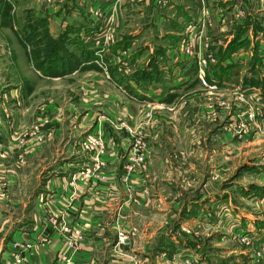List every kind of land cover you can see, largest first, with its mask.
Here are the masks:
<instances>
[{
	"label": "crops",
	"instance_id": "crops-1",
	"mask_svg": "<svg viewBox=\"0 0 264 264\" xmlns=\"http://www.w3.org/2000/svg\"><path fill=\"white\" fill-rule=\"evenodd\" d=\"M204 82L253 98L247 135L264 124V0H0V264H224L176 229L192 220L240 247L230 264H264V159L240 164L234 146L236 180L192 183L227 171L230 149L214 147L216 169L179 141L189 117L158 114ZM225 117L211 120L239 124ZM232 124L216 141L239 138ZM95 133L102 154L86 145ZM138 143L146 161L129 171Z\"/></svg>",
	"mask_w": 264,
	"mask_h": 264
},
{
	"label": "rangeland",
	"instance_id": "rangeland-1",
	"mask_svg": "<svg viewBox=\"0 0 264 264\" xmlns=\"http://www.w3.org/2000/svg\"><path fill=\"white\" fill-rule=\"evenodd\" d=\"M47 1L52 2V0H47ZM21 17H23V15L20 16V18ZM35 23L37 24L38 21H35ZM45 36H46L45 33H42L40 35L36 33L33 36L32 39L34 40L36 51H37V44L36 43L39 42V37H45ZM50 46H52V45L47 44L46 48H47L48 52L51 51L53 54L55 52V50H53L52 49L53 47H50ZM48 56H49V54H48ZM32 72H34L36 74L35 71H32ZM37 83H39V82L37 81ZM204 83H205V85L202 84L203 89L200 92L196 93L195 95L194 94H189L186 96L184 95V96H181V97H183V99H176V100L171 99L169 102L164 103L163 105H160L158 114L160 116H164V118H165V116H168V113L170 114L173 112L172 114L173 115L176 114V116L178 118L181 116H184V115L189 117L191 120L190 123H179L178 122L176 125L182 127V128H179L180 131L191 130L190 131L191 132V135H190L191 139H189V135H182L181 138L179 139V141L183 142L185 144H186V142H191V146H193V147L198 146V145L200 147H203V148L207 147L206 149L210 153H213V155L211 157L213 158V163L216 165V169L219 166V160H217V158H216L217 155H216L214 147L216 145L217 146L219 145V146L229 148L230 150H228V154H226V159H228L227 160V164H228L227 171H223L224 172L223 173L222 171H218V169L217 170H211V169L205 168V169H202L200 171L201 177H200V175L199 176L194 175V178L191 177L189 179L192 183H196V181L194 179H199L202 182L201 179L205 178V176H206V177H209V179H211V180H216L215 178L217 177V178H219L218 181L227 182V181L235 179L239 176V174H236V171L233 172L234 166H233V164L231 165V160H232L231 158L232 157L230 156V153L233 151H234L233 153H235L237 151V149H231V148H234V146H237V148H238L237 159L240 161V164L247 163V162H254L256 159L257 160H259V159L263 160L264 159V151H263V149H264V124L261 125V124L255 123L254 126H253V124L250 125L249 134H248L249 138L244 139V138H246V136L248 137V135L246 134V129H247L248 124L246 121L247 120L250 121V119H248V118H251V120L253 119L251 116L252 112L247 111V110L250 107L254 106V104L257 105L256 103H253V101H252L253 98L248 96V94L244 95V97L238 98L233 93L218 92V90L215 89L214 85H212L208 82H204ZM247 96L252 102L247 98ZM263 98H264V96H263ZM216 101H223V104H222L223 107L220 108L218 105L216 106L215 105ZM225 102L231 103L233 105V107L228 106L227 103H225ZM255 102H257V100H255ZM263 102H264V99H263ZM161 103H163V101L160 100V104ZM231 111H232V113H237V116L239 118V122H238L239 124H235V123L232 124L229 122V123L220 125L219 122H217V121L214 122L213 120H211V116H214L216 113H221L224 116H226L225 118L227 121V117L230 116V114H232V113H230ZM167 123L161 122V126H166ZM231 124L233 126H235V125L238 126L237 130L239 132V136H238L239 138H237V139L231 138L230 139V138H226L227 136L223 135V138H220V136H219L218 140L216 141V137L214 135V134H216L215 132L221 127H225V131L228 132L229 131L228 128L231 130V127H232ZM170 129L171 128H169V130ZM198 131H201V133L203 134L201 137L194 135V132H198ZM228 133L230 134V132H228ZM91 137L96 138L98 140L99 144L94 146V147H92L90 145L89 147L93 148L95 150L97 149L99 154H102L103 151H105L104 138H103L102 134L95 133V134H92L91 136L89 135L86 139V145L90 144L89 142L91 140ZM234 137H236V136H234ZM179 145H181V147H183V148H186L185 145H182L180 143H179ZM177 146H178V144H177ZM231 150H233V151H231ZM142 155H143L142 144L138 143V146L134 147L132 149V156H129V157L127 156L131 162L127 165V168L129 171H132L133 163H135V162L143 163L146 161V158L144 155L143 156H144L145 160L144 161L139 160V158ZM179 155H181V154H179ZM180 157L182 158V156H180ZM208 157H210V156H208ZM233 157H234V154H233ZM209 159H208V161H209ZM210 163L208 162L209 165H210ZM181 167L183 169V168H186L187 165H182ZM202 167H204V164L202 165ZM99 169H96V170H99ZM93 170L94 169H91V168H89V170L86 169L83 172V175L88 176L92 173ZM218 173H220V175ZM189 175H191L190 172H189ZM189 175H188V177H189ZM222 175H223V178H221ZM176 226L175 227L177 230L181 229L182 231H185L187 233L189 232L188 235L190 238L197 239L198 242H200L201 244H205V246L208 247L209 255L215 256L216 258H217V256H221L222 259H224V264H230V260H232V258H233V260H235L234 254L236 252H240V250H241L240 247L235 246V244H233L229 241L230 238H229V236H227V234H226L227 238L222 240V236L225 234H221L220 232H223L221 230L216 231L212 228L207 229L206 227H203L202 225L196 224V222H194L193 220L189 224V226L188 225L184 226V224H179ZM194 232H197L196 235L194 234ZM192 233L194 236H191ZM182 236H184V235H182V233L176 234V239L178 237L180 238ZM119 237H120V232L118 234V243H122V242H120ZM126 239H127V236H126ZM192 241H195V240H192ZM232 250H236V252H233ZM236 254H238V253H236ZM190 258H192V260L197 261L198 264H203L195 256H192ZM190 258H187L185 260V262H187L188 260H191ZM17 261L19 262V258H17ZM236 263L238 264L239 262L237 261Z\"/></svg>",
	"mask_w": 264,
	"mask_h": 264
},
{
	"label": "built area",
	"instance_id": "built-area-1",
	"mask_svg": "<svg viewBox=\"0 0 264 264\" xmlns=\"http://www.w3.org/2000/svg\"><path fill=\"white\" fill-rule=\"evenodd\" d=\"M111 35L106 33V34H103V35H100L98 36L97 38H95L94 42L96 44V46L98 47V50L96 51V56H97V63H99L101 66L105 67L106 66V62H105V59H104V43L108 41V39H110ZM90 144L88 146H96L99 144L98 140L96 138H93L91 137V140L89 142ZM139 160L141 161H144L145 158L144 156L142 155ZM78 233V232H77ZM120 242H125L126 241V235L123 233V232H120ZM19 262H21L22 260V257L21 255H19ZM191 260H188L187 262H185V264H198L197 261L195 260H192V258H190Z\"/></svg>",
	"mask_w": 264,
	"mask_h": 264
}]
</instances>
